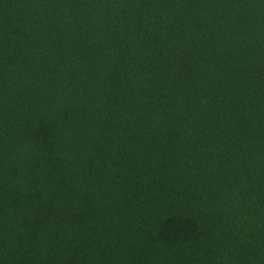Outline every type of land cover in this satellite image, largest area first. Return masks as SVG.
<instances>
[{"label":"trees","instance_id":"16d2710c","mask_svg":"<svg viewBox=\"0 0 264 264\" xmlns=\"http://www.w3.org/2000/svg\"><path fill=\"white\" fill-rule=\"evenodd\" d=\"M0 264H264V0H0Z\"/></svg>","mask_w":264,"mask_h":264}]
</instances>
